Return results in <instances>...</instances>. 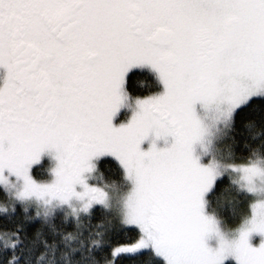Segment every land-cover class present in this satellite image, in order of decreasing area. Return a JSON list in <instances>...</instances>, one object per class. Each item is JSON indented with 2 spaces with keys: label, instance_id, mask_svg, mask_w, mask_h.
Here are the masks:
<instances>
[{
  "label": "snow or ice",
  "instance_id": "6c2138e0",
  "mask_svg": "<svg viewBox=\"0 0 264 264\" xmlns=\"http://www.w3.org/2000/svg\"><path fill=\"white\" fill-rule=\"evenodd\" d=\"M145 67L163 91L133 97L130 85L146 86L133 73ZM0 69V264H32L60 246L55 232L40 240L44 224L27 203L49 209L45 217L68 206L77 220L108 208V193L89 181L105 157L131 185L120 225L136 234L112 243L96 233L94 264H264L255 184L264 169L244 155L204 164L197 153L209 135L200 109L223 121L245 108L264 113V0H0ZM45 153L57 161L54 178L38 182L33 168ZM229 170L252 198L233 239L206 214V197Z\"/></svg>",
  "mask_w": 264,
  "mask_h": 264
},
{
  "label": "trees",
  "instance_id": "16d2710c",
  "mask_svg": "<svg viewBox=\"0 0 264 264\" xmlns=\"http://www.w3.org/2000/svg\"><path fill=\"white\" fill-rule=\"evenodd\" d=\"M139 75V78L144 80L146 86L141 88L137 85H130L129 90L133 97L136 95L145 96L155 94L162 90L157 75L148 68L135 70L133 77ZM249 119V120H246ZM248 147L245 148L244 145ZM226 146L229 150V159L237 161L241 155H244L248 160L256 161L258 158L264 159V113H259L251 108H245L233 117L230 127ZM105 164L109 165L105 166ZM100 176L103 184L118 183L122 189H128L131 185L127 184L123 179V170L117 162L112 159H104V163L98 164ZM40 178H48L45 174L38 176ZM226 176L217 182V190L209 195V203L211 209L215 210L217 217L221 219L226 227H236L241 223L242 218L249 213L248 200L244 192L232 182L229 187L224 190L223 186L227 185L228 179ZM232 180V179H231ZM233 181V180H232ZM212 203V206H211ZM217 207V208H216ZM28 208V215H35L36 210ZM41 223L44 224V232L40 240L48 239L51 243L53 232L58 233L55 236L57 241H60L59 248L53 253L52 249H47V254L43 259L34 258L32 264H76L79 260L80 264H94L95 258L100 256V250L92 245V240L101 239L96 233L109 234L112 243L125 242L129 234L135 235V229H122L120 218L114 212L107 211L103 208H98L93 211L92 215H84L77 218L68 217L64 213H57L52 217H44L40 215ZM67 221V224L65 223ZM39 221L37 222V225ZM37 225H33L35 228ZM78 225V227H77ZM71 238L65 239L69 236ZM37 245L41 252L45 249L40 241ZM76 248L79 251L73 255L72 249ZM153 264H163L160 259L154 260ZM226 264H235L231 261Z\"/></svg>",
  "mask_w": 264,
  "mask_h": 264
},
{
  "label": "rangeland",
  "instance_id": "374dc122",
  "mask_svg": "<svg viewBox=\"0 0 264 264\" xmlns=\"http://www.w3.org/2000/svg\"><path fill=\"white\" fill-rule=\"evenodd\" d=\"M145 68H148V67H145ZM148 69H150V68H148ZM162 91H163V86H162V90L160 92H162ZM160 92H158V93H160ZM132 107H134V104L131 107L125 106L120 110V112L118 113V115L114 119V124L116 126H120L122 123L126 124L129 122V120L131 119V116L133 114L132 113ZM198 110H199V108H198ZM199 115H200V118L204 121V123L206 124V126L209 129V135L205 138L203 144L197 146V153L202 157L201 162L204 164H207L209 160L214 158L221 165L226 166V165L232 164L234 161H231L229 159L230 158L229 157V150L227 149V146H226V140L228 137L230 127L232 125L233 118L230 120H227V121L218 120L219 113L214 109H207V110L200 109ZM149 146H150V140L146 141L142 145V148L144 150H147ZM158 146L163 147L164 146L163 141H159ZM107 158L114 160L112 157H105L104 159H107ZM115 162H117V161H115ZM250 163L255 164L257 167H259L261 169H264V159L258 158V160L251 161ZM56 164H57V161L54 159V156L50 155L48 153H45L41 158V164L34 166V168H33L34 178L38 182H42V181L43 182H51V180L54 178L51 175V170L53 168H55ZM45 174L49 175V177L48 178L38 177V176H42ZM224 175L229 176L233 180V182L241 189V187H240V175L238 173H234V172H231L229 170V171H226L224 173ZM89 181H90V183L97 185V186H100V187L105 189V191L108 193V208L105 210L110 211V212L114 211L119 216V218L121 219L122 205H123V201L125 198V192L130 190V188L122 189L120 186L121 184L119 185L118 183L103 184V181H102V178L100 176L99 169H98V164H97L96 170L90 175ZM255 184H256V187L258 189L262 190L261 195H264V175H260V176L256 177ZM206 200H207L206 214L215 218V220L217 221L221 231L226 236H228L229 239L235 238L236 237L235 229L241 223L239 225H237L236 227H226L225 224H223V222L221 221V219L216 216L215 210L211 209L210 203H209V196L206 197ZM25 206L35 209L42 216H44V213L46 211H49V209H46L44 206H42L38 203H34V202H29ZM211 206H212V203H211ZM73 207L79 209L80 204L73 202ZM57 213H64L68 217L76 218V216L73 215L72 208H70L68 206L55 207L54 210L51 211L47 217H52ZM84 215H86V214L79 213V217H82ZM246 215H250V212L247 213ZM241 222H242V220H241ZM261 239L262 238L260 236L253 235L251 237L250 242L253 246H258ZM208 244L210 247L216 248L218 246V241L215 237H213L208 241ZM228 261L235 263V261L231 260V259Z\"/></svg>",
  "mask_w": 264,
  "mask_h": 264
},
{
  "label": "flooded vegetation",
  "instance_id": "af4514ba",
  "mask_svg": "<svg viewBox=\"0 0 264 264\" xmlns=\"http://www.w3.org/2000/svg\"><path fill=\"white\" fill-rule=\"evenodd\" d=\"M4 76H5V72H4V70L0 69V84L3 83V78H4Z\"/></svg>",
  "mask_w": 264,
  "mask_h": 264
}]
</instances>
